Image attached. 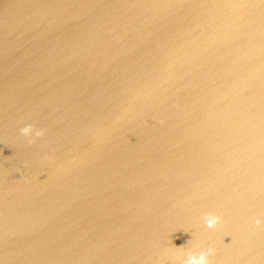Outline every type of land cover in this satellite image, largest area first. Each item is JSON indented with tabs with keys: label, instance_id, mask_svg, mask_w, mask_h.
Returning a JSON list of instances; mask_svg holds the SVG:
<instances>
[{
	"label": "water",
	"instance_id": "95a60500",
	"mask_svg": "<svg viewBox=\"0 0 264 264\" xmlns=\"http://www.w3.org/2000/svg\"><path fill=\"white\" fill-rule=\"evenodd\" d=\"M209 247L264 264V0H0V264Z\"/></svg>",
	"mask_w": 264,
	"mask_h": 264
},
{
	"label": "clouds",
	"instance_id": "9594fccd",
	"mask_svg": "<svg viewBox=\"0 0 264 264\" xmlns=\"http://www.w3.org/2000/svg\"><path fill=\"white\" fill-rule=\"evenodd\" d=\"M20 134L27 139L29 145H32L36 140L44 136L43 130H37L32 125H27L20 129ZM46 160L50 159L45 157ZM27 167V165H25ZM204 224L210 230H216L221 224V217L212 213H208L203 217ZM261 221H255L256 227H261ZM215 255V249L209 247L206 251H201L199 254H192L187 259L182 260L181 264H212L210 257Z\"/></svg>",
	"mask_w": 264,
	"mask_h": 264
}]
</instances>
